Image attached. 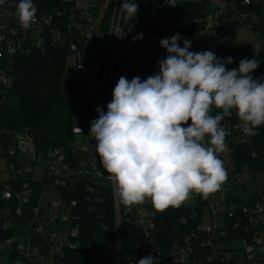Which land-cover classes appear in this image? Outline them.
Listing matches in <instances>:
<instances>
[{
    "label": "built area",
    "instance_id": "1",
    "mask_svg": "<svg viewBox=\"0 0 264 264\" xmlns=\"http://www.w3.org/2000/svg\"><path fill=\"white\" fill-rule=\"evenodd\" d=\"M64 1L67 3L65 7L52 12L37 10L35 23L28 30L20 26L17 4L13 0H5L0 5V88H7L11 65L21 55L31 51L45 52L49 46H65L68 48V65L80 74L91 96L100 100L101 108L106 112L121 76L128 80L139 76L144 80L159 70L158 60L167 56L159 44L162 38H170L178 32L181 45L186 38L184 31L178 28L176 8L180 0H135L139 12L134 21L122 18L120 5L125 0H95L86 6L78 0ZM210 3V8L194 19L196 37L192 43L200 48V52L211 50L222 57L221 43L224 50L226 36L239 28L232 23L236 20L260 33L262 17L257 13L240 14L236 5L227 0H211ZM114 25L128 33L125 39L109 33ZM140 33H143V39L133 42L132 37ZM262 48V42L253 47L255 51ZM92 81L96 82V88H92ZM2 98L1 94L0 101ZM216 111L213 110V115ZM76 120L73 128L76 138L69 149L61 146L42 153L30 137L23 134L17 137L15 149L8 151V167L15 176L2 182L0 191L4 199L12 201L7 212L11 209L14 212L17 227L13 236L0 241V264H50L62 258L67 249L78 251L80 196L83 195L90 203L89 209L94 210V204L104 203L107 189L112 199L114 220V257L111 264L121 263L127 226L143 231L142 249L146 256L151 254L157 260L156 264L225 261L236 257L237 242L244 245L245 264H264L260 239L264 228V200L234 199L238 193H233L227 181L207 199L193 193L182 203L189 207L190 212L180 216L181 224L190 220H195L196 224L182 239H175L165 254L154 236L158 210L150 199L130 208L121 203L115 184L108 179L100 163L96 141L89 135L90 122L94 119L85 122L77 116ZM240 124L234 111L231 117H224L221 121L227 137H238L237 142H244L252 135L244 134ZM246 169L244 166L243 170ZM22 175L26 180L19 181ZM33 184L40 185V189H35ZM62 189L75 196L69 199ZM37 190L40 191L39 197L32 204ZM52 192H56L59 198H52ZM29 210L30 214L27 213ZM7 212L3 220L6 229L13 226ZM231 229L235 235L228 241L225 237ZM251 245L258 247L257 253L248 251ZM4 248L7 250L5 258Z\"/></svg>",
    "mask_w": 264,
    "mask_h": 264
},
{
    "label": "clouds",
    "instance_id": "2",
    "mask_svg": "<svg viewBox=\"0 0 264 264\" xmlns=\"http://www.w3.org/2000/svg\"><path fill=\"white\" fill-rule=\"evenodd\" d=\"M120 8L124 20L136 19L135 0H125ZM16 12L24 30L35 23L33 0H19ZM109 33L121 40L128 35L116 25ZM140 39L143 33L132 37ZM180 39L178 32L162 38L167 56L158 60L159 70L144 80L121 76L107 111L97 107L98 118L90 122L100 163L129 208L150 199L163 211L179 207L193 193L207 199L227 179L218 156L227 150L224 117L234 111L246 135L264 125V77L252 75L259 61L243 58L229 69L233 57L190 51L192 41L185 38L181 45ZM156 262L149 254L138 264Z\"/></svg>",
    "mask_w": 264,
    "mask_h": 264
},
{
    "label": "trees",
    "instance_id": "3",
    "mask_svg": "<svg viewBox=\"0 0 264 264\" xmlns=\"http://www.w3.org/2000/svg\"><path fill=\"white\" fill-rule=\"evenodd\" d=\"M13 1L16 4L19 2V0ZM210 1L180 0L176 8L178 28L184 31L185 37L193 42L196 37L194 19L210 8ZM227 1L234 3L240 14L254 12L262 17L259 31L263 48L255 51L241 46L237 41V33L234 32L226 36L222 57L234 58L233 63L227 65L229 69L237 68L239 61L243 58H255L259 61V67L252 73L253 78L264 77V0H252L251 3H246L245 0ZM33 4L39 12H52L56 8H63L67 5L64 0H33ZM232 23L238 27L243 25L238 20ZM190 50L200 52L194 43ZM67 56V47L49 46L45 52H27L11 65L9 77L12 83L7 86V89L17 94L18 102L2 101L3 98L0 101V144L3 147L0 150L1 155H5L7 159H9L10 140L27 134V131L30 132V139L36 149L42 153L61 146L69 149L71 142L76 138L73 128L77 116L85 122L98 118L96 108L101 107L100 100L91 96L80 74L68 65ZM236 118L239 121L237 116ZM225 140H229L230 157L237 170H243L244 166L254 167L256 160H259L264 168V125L260 126L256 134L247 141L237 142L233 140V137L227 136ZM18 180H26V176L22 175ZM33 186L35 189H40V185L33 184ZM67 189L62 190L71 199L75 194ZM39 193L40 191L37 190L32 204L36 203ZM243 193L242 196L239 194L233 196L234 199L239 201L263 200L257 194L245 193L244 195ZM105 194L106 198L102 205H93L97 210H90V203L84 199L83 195L80 196V248L78 251L67 249L62 258L50 264L112 263L114 257L113 205L108 189ZM11 203V200L2 197L0 191V241L13 236L16 231L14 212L12 209L7 212ZM6 212L7 217L13 221V226L8 229L3 226ZM189 212V207L182 204L179 207L170 206L163 211H158L157 230L154 236L165 254H168L170 245L175 239H182L196 224L195 220L181 224L180 216ZM27 213L30 214L31 210ZM23 221L24 218L21 219V223ZM233 235L235 231L231 229L225 239L230 241ZM144 240L142 230L127 226L123 236L120 264H138L139 259L146 256L142 249ZM208 264H238V260L233 256L225 261L214 260Z\"/></svg>",
    "mask_w": 264,
    "mask_h": 264
},
{
    "label": "rangeland",
    "instance_id": "4",
    "mask_svg": "<svg viewBox=\"0 0 264 264\" xmlns=\"http://www.w3.org/2000/svg\"><path fill=\"white\" fill-rule=\"evenodd\" d=\"M81 5H90L95 2V0H78ZM233 32L237 33V41L238 43L249 49H253L254 46L261 44L260 33L256 30L249 29L246 26H242L236 29H233ZM259 38V39H258ZM12 83L11 77L8 78V82L6 86H10ZM84 84V83H83ZM96 82L92 81V88H96ZM3 95L2 101H8L10 103H17L18 96L15 93H11L7 88H0V95ZM77 124V120H75ZM80 137H78L79 139ZM234 141L238 140V137L233 138ZM17 143V138H12L9 143V148L11 150L15 149ZM227 145V150L223 153H219V158L223 161V166L227 172V183L233 189V193L237 192L242 196V193H251L257 194L261 199L264 200V168L259 160H256L254 167H250L246 170H237L235 164L230 160V152L231 146L229 144V140H225ZM0 148L3 149L0 144ZM38 170V168H37ZM15 173L12 172L8 167V159L5 155H0V185L2 182L9 180L14 177ZM243 191V192H242ZM242 192V193H241ZM51 197L54 199H58L59 196L56 192L51 193ZM260 239L262 241V257L264 258V228L260 234ZM236 247L238 248L235 252L236 257L240 264H245L246 261V253L242 249L244 247L243 243L237 242ZM249 252L257 253L258 247L256 245H251L248 248ZM7 256L6 248L3 249V257Z\"/></svg>",
    "mask_w": 264,
    "mask_h": 264
},
{
    "label": "water",
    "instance_id": "5",
    "mask_svg": "<svg viewBox=\"0 0 264 264\" xmlns=\"http://www.w3.org/2000/svg\"><path fill=\"white\" fill-rule=\"evenodd\" d=\"M199 48V47H198ZM200 49V48H199ZM221 50H222V52H223V43H221ZM27 135L29 136V137H31V134H30V132L29 131H27Z\"/></svg>",
    "mask_w": 264,
    "mask_h": 264
}]
</instances>
